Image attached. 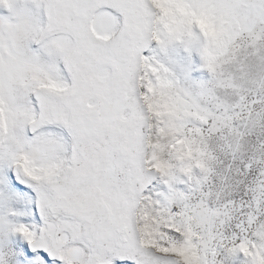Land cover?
<instances>
[{"label": "snow or ice", "instance_id": "obj_1", "mask_svg": "<svg viewBox=\"0 0 264 264\" xmlns=\"http://www.w3.org/2000/svg\"><path fill=\"white\" fill-rule=\"evenodd\" d=\"M0 264H264V0H0Z\"/></svg>", "mask_w": 264, "mask_h": 264}]
</instances>
